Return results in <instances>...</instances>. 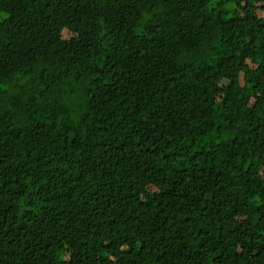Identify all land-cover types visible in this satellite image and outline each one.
Listing matches in <instances>:
<instances>
[{"label":"trees","instance_id":"1","mask_svg":"<svg viewBox=\"0 0 264 264\" xmlns=\"http://www.w3.org/2000/svg\"><path fill=\"white\" fill-rule=\"evenodd\" d=\"M0 264H264V0H0Z\"/></svg>","mask_w":264,"mask_h":264}]
</instances>
